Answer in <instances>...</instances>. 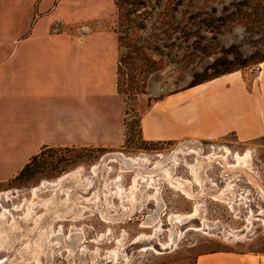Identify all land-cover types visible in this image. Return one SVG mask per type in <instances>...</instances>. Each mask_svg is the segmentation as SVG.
<instances>
[{
	"label": "rangeland",
	"instance_id": "1",
	"mask_svg": "<svg viewBox=\"0 0 264 264\" xmlns=\"http://www.w3.org/2000/svg\"><path fill=\"white\" fill-rule=\"evenodd\" d=\"M112 1L118 10L113 30L118 39L117 92L124 101L123 142L113 149L45 147L14 174L0 180V193H10L9 201L0 202L3 220H0V264H193L197 255L216 250L264 253V198L245 177L234 178L223 167V163L236 166L242 158L249 157L251 169L264 185V136L245 143L235 141L232 135L215 141L145 143L137 132L138 117L153 99L146 96L148 85L160 87L165 93L174 92L212 78L223 69H235L222 64L218 69L204 70L225 53L230 61L237 54L247 59L246 66L237 70L245 81L258 71L264 59V0H251L247 5L238 4L243 0ZM187 142L196 143L198 146L193 147L201 150L198 173L192 171L196 157L189 154L180 156L179 163L174 164L173 177L186 181L193 194L201 190L200 182L201 192L206 188L216 195L228 185L233 192L231 198L215 200L207 193L188 198L155 172L156 185L145 187L149 195L158 188L161 199L155 223H160L161 230L154 240H142L154 234L153 228L142 227L158 210L154 200L146 198L132 214L115 223L90 212V207L104 196L93 195L95 188L87 187L85 182L92 179L91 170L104 155L115 152L131 157L146 155L154 161L156 155L176 150ZM214 156L216 159L209 163L204 158ZM26 164L28 172L18 176ZM108 166L110 170L105 175L108 187L101 191L113 193L108 212L122 215L125 208L121 196L133 185L135 173H120L117 164ZM75 170H79L80 187L73 188L69 200L62 193L51 201L52 205L55 203L53 215L59 204L67 216L48 218V209L41 200L52 197V190H40L37 196L32 190L43 181L53 182ZM95 183L98 187V180ZM213 184L216 186L212 187ZM118 188L122 189L121 195ZM198 204L201 208L195 219L176 222L174 226L170 223L171 216L191 214ZM77 214L81 216L75 218ZM202 222L208 227L205 230L201 228ZM48 225L51 233L45 243L43 233ZM75 228L83 231V240ZM230 231H237L241 237L231 238ZM170 233L180 236L172 248L161 250V245L170 243ZM136 239L141 242L135 244ZM115 254L118 260L110 261L109 257Z\"/></svg>",
	"mask_w": 264,
	"mask_h": 264
},
{
	"label": "crops",
	"instance_id": "2",
	"mask_svg": "<svg viewBox=\"0 0 264 264\" xmlns=\"http://www.w3.org/2000/svg\"><path fill=\"white\" fill-rule=\"evenodd\" d=\"M116 13L112 0H0V180L45 147L122 144ZM146 91L153 99L137 120L145 143L264 136V62L247 81L236 71ZM193 264H264V253L216 250Z\"/></svg>",
	"mask_w": 264,
	"mask_h": 264
},
{
	"label": "bare ground",
	"instance_id": "3",
	"mask_svg": "<svg viewBox=\"0 0 264 264\" xmlns=\"http://www.w3.org/2000/svg\"><path fill=\"white\" fill-rule=\"evenodd\" d=\"M193 146L197 147L198 145L194 142H187V143L179 146L176 150L170 151L168 153L156 155L157 158L154 161L149 160V157H147L146 155H140L138 157H131V156H126L120 152L107 153L106 155H104L105 157H104V159H102L100 161V163L93 166V168L91 170L92 174H93L92 179L91 180L85 179L86 180L85 183H86L87 187L92 186L95 188L93 190V195H95L96 197H100L102 195L104 196L103 199H101V200L99 198L100 201L99 202L97 201V203L94 205V207H90V212L91 213H93V212L98 213L102 217V219L106 222H114L115 223V222H118V221L124 219L126 216H129L130 214H132L133 211L135 210L136 205L142 204L146 198H149V200H154L157 202L158 210L157 211L155 210L156 212L154 213V215L152 214L151 216H149V219L147 221L142 223L143 228H153L154 229L153 235H151L150 237L145 236V238H144V236H142L144 238L142 240H146L148 238L154 240V237L161 230V228L159 227L160 223L158 225L157 224L155 225L156 219H158V217H159L158 214L160 211L159 209L161 207V205H160L161 199L159 198L158 188H156L155 194L149 195L146 193L145 187L150 188L151 187L150 184L156 185V183H155L156 181L154 179V176H155L154 173L155 172L161 173L164 180H166L167 183H169V185L172 188H174L175 190L180 191L181 193L185 194L188 198H197V197L204 195L206 193L210 194V196L214 197L215 200H223L224 198H227V199L231 198L233 196V192H232V189L228 185L226 186L227 187L226 190L225 189L221 190L219 192V194L216 195V194L210 193L211 191H213L211 189L208 191L205 188V192H204V190H203V192H201V190L203 189V186L201 185V182H200L199 185H200L201 190L199 191V193L193 194L189 190L190 188L188 187V185H187L188 183L186 181H183V180H180V179L173 177L172 169L174 168V164L179 163L180 156H187L189 154L195 155L197 164L192 167V171L193 172L197 171V169L199 168L198 166H199L200 162L198 160H200V158H202L200 156L201 150H199V148L195 149ZM216 148L219 149L218 146H216ZM204 158L208 161V163L212 159H216L215 156L214 157H204ZM221 162H224V161H221ZM109 164L119 165L120 169H121L120 173H124V172L135 173L133 185L129 188L128 192H126L124 196H121V202L124 206L123 208H125V214L121 213L122 215H120L118 213L112 214V213L108 212V208L110 206V196H111L110 194L113 195V193L111 191H109V194L102 192V191H104L105 187H108V183L106 182L105 175H107L109 173V170H110V167L108 166ZM168 164L169 165L172 164V166H167ZM223 164H224V166H223L224 172L229 173L228 175H231L234 178L235 177L238 178L239 176L245 177L248 180L249 184H251L253 187H255L259 191L261 196L264 198V185H261V183L256 180V179H258V176L255 172H253V170L250 167L249 157L242 158L241 162L236 166L235 165L234 166L233 165L228 166V165H225V163H223ZM151 167L153 169H151ZM111 170H112V167H111ZM197 173H198V171H197ZM96 175H97V177H96ZM158 175H156V176H158ZM78 176H79V170L78 171L77 170L71 171L67 174L62 175L61 177H59L57 180H55L53 182L43 181L40 186H38L32 190L34 196H37L36 193H38L40 190H43V189L52 190V193H53L52 197H50L49 199H46V200H41V203L44 206H46L48 209V210L46 209L47 210L46 216L48 218L55 217V219H57V218L62 219L65 217L66 213L64 211V208H63V206H58L59 204L57 205V209H56V210H58V212L53 215V213H52L53 207L52 206L55 205V203L52 205V202L54 199H56L62 193H65V195L68 197L67 199L69 200L70 195H71L70 192L73 190V188L75 190V187H80V185H81L79 183L80 179H79V181H77ZM94 178H96V180H98V187L96 186L97 183H95L96 180H94ZM144 182H145L146 186H144V184H143ZM215 186L216 185H214V184L212 185V187H215ZM118 189L120 191L119 195H121L122 189H120V188H118ZM9 200H10V193H8V192L0 193V202L1 201H9ZM102 200H103V202H101ZM199 207H200V205L198 204L196 209L194 210V212H192L191 214H187L184 216H174V215L171 216L169 218L170 223H172L174 226V224L176 222H186V221H191V220L195 219L197 217L198 212H199ZM68 208L69 207H67V209ZM54 210H55V208H54ZM68 213H69V211H68ZM79 213H81V211H79ZM4 215L5 214H2L1 217H4ZM80 216H81L80 214H77L74 217L76 218V217H80ZM0 220H2V218H0ZM204 222L201 223V228L203 227V229L205 230L208 227L205 225ZM49 225L45 228V231L43 233V235H44L43 236L44 237L43 242H45V243L48 242V237H49V234L51 233L50 232L51 228ZM75 229H77V228H75ZM75 232L78 235L79 239L83 240V231L81 229H77ZM180 233H175V234L170 233V236H169L170 243L168 245H165V244L161 245L162 246L161 250H166V249L172 248L175 241L180 236ZM239 234L237 231H230V237L235 239V240L239 239L241 237ZM124 238H125V235L122 236V238L119 240V243L122 244ZM140 242H141V239L135 240V244L140 243ZM116 256H117V254H115L114 257H109L110 261H117L118 258Z\"/></svg>",
	"mask_w": 264,
	"mask_h": 264
},
{
	"label": "trees",
	"instance_id": "4",
	"mask_svg": "<svg viewBox=\"0 0 264 264\" xmlns=\"http://www.w3.org/2000/svg\"><path fill=\"white\" fill-rule=\"evenodd\" d=\"M259 1L262 2V0H259ZM249 3H251V0H243V2L238 3V4L247 5ZM138 4H141V3H138ZM225 54L220 56L219 58L215 59L213 61V63L210 66L206 67L204 70L213 69V68H216V67L218 69L222 64H226V65L231 66V67H236L235 69H227V68L223 69L221 72H219V71L216 72V75H214L212 78H209V79H206V80H202V81H198V82H195V83H191L189 86H187L185 88H190V87H193L195 85L201 84L203 82H206V81L212 80L214 78L220 77L222 75L229 74V73H232V72H236L238 69H241V68L246 66L247 59H243L237 54L236 57L233 59V61H230V60L227 59L228 54L227 55H225ZM262 62H264V59L260 61V63H262ZM116 87H117V83H116ZM33 159L34 158H32V160ZM28 170H29V165L26 164L23 167V169L20 171L18 176H23L25 173L28 172Z\"/></svg>",
	"mask_w": 264,
	"mask_h": 264
},
{
	"label": "water",
	"instance_id": "5",
	"mask_svg": "<svg viewBox=\"0 0 264 264\" xmlns=\"http://www.w3.org/2000/svg\"><path fill=\"white\" fill-rule=\"evenodd\" d=\"M106 154V153H105ZM258 181V179H256ZM259 182V181H258Z\"/></svg>",
	"mask_w": 264,
	"mask_h": 264
}]
</instances>
